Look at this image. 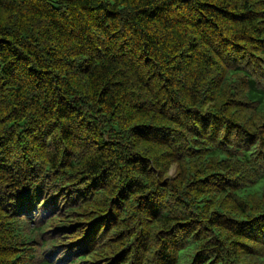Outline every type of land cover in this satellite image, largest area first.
I'll return each instance as SVG.
<instances>
[{"label":"trees","instance_id":"1","mask_svg":"<svg viewBox=\"0 0 264 264\" xmlns=\"http://www.w3.org/2000/svg\"><path fill=\"white\" fill-rule=\"evenodd\" d=\"M0 264H264V0H0Z\"/></svg>","mask_w":264,"mask_h":264},{"label":"rangeland","instance_id":"2","mask_svg":"<svg viewBox=\"0 0 264 264\" xmlns=\"http://www.w3.org/2000/svg\"><path fill=\"white\" fill-rule=\"evenodd\" d=\"M175 174H176V166L173 165L171 168H170V171L168 173V177H172L174 178L175 177Z\"/></svg>","mask_w":264,"mask_h":264}]
</instances>
